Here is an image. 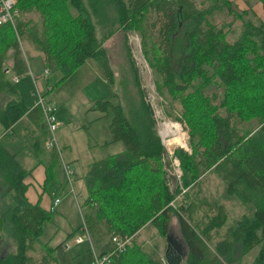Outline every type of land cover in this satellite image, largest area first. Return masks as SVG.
Here are the masks:
<instances>
[{"label":"trees","instance_id":"obj_1","mask_svg":"<svg viewBox=\"0 0 264 264\" xmlns=\"http://www.w3.org/2000/svg\"><path fill=\"white\" fill-rule=\"evenodd\" d=\"M213 1H222L231 11L229 0ZM257 2L264 11V0ZM87 4L90 11L84 0H17L20 14L39 12L40 26L19 17L14 27L9 23L0 25V94L12 97L0 107V180L9 197V203L0 210V241L6 228L15 244L13 252L0 255V264H57V248L47 244H41L39 260L29 254L36 249L43 225L52 219L53 211L27 199L25 179L31 170L17 157L25 146L9 141L24 125V118L32 115L37 118L40 133L35 138L38 148L47 136L20 41L26 37L44 54L54 85L89 59L97 60L112 80L106 51L96 37L90 14L103 22L110 10L114 12L113 24L125 31L143 32L150 10L163 18L158 42L148 47L143 41V54L158 76L159 93L165 88L181 104V117L176 121L186 125L191 151H174L182 171L177 180L168 172L171 160L155 129L136 72L133 75L139 102L129 116L121 105L98 101L95 109L107 112L111 106L114 110L109 125L111 142H122L124 150L92 162L85 176L87 197L79 199L78 204L91 241L104 242L99 254H105L113 248V235H136L147 225L166 237L174 215L186 246L187 264H264V19L258 24L244 21L240 36L231 43L222 28L210 23L208 9H198L192 0H87ZM177 41H182L185 48L175 68L172 52ZM6 70L18 76V81L9 79ZM213 86L222 89L219 103L214 101L216 93H208ZM253 120L257 121L253 129L241 131L239 124ZM49 151L47 182L61 169L56 150ZM209 171L224 182L227 199L235 198L251 211L250 217L238 220L213 247L212 232L227 220L225 208L217 205L206 223L195 222L198 205L190 199V191ZM182 188L189 192L182 194ZM180 194L183 202L173 205ZM78 232L82 234L79 228L69 237L75 239ZM257 247L255 259L242 263L241 256ZM112 264L165 263L157 254L133 243L114 257Z\"/></svg>","mask_w":264,"mask_h":264},{"label":"rangeland","instance_id":"obj_2","mask_svg":"<svg viewBox=\"0 0 264 264\" xmlns=\"http://www.w3.org/2000/svg\"><path fill=\"white\" fill-rule=\"evenodd\" d=\"M229 1L231 2V11L222 1L216 3L213 0H192L198 9H208V20L210 23L216 28H222L226 33V40L232 43L240 36L244 21L250 20L254 24H258L261 18L259 16V9H255L256 0ZM84 2L87 9L90 11L87 0H84ZM90 14L95 25L96 37L106 51L108 65L112 72V80L107 78L104 69H102L101 64L97 60L89 59L66 80L61 82L52 91L48 92L46 97L57 108V117L60 119L58 120L60 121L61 127L58 128L56 136L60 151L62 152L61 156L68 165L70 171L69 181L62 167V162L58 153L56 152L61 169L56 173L54 179L49 181L51 183H49V186L54 182H59V178H61L63 182L61 189L64 191L61 196L65 197L64 194L67 195L68 192L70 193L71 186L76 191L79 175L85 173L84 171L87 170L88 165L94 159H99L106 154V156L111 155L124 148L122 142H111L109 147L97 148L94 151L91 150L90 147L95 143L103 144L106 140H112L109 125L114 117V110L111 106L107 112L105 111L103 113L98 109L99 112L96 111L92 113L88 111V109L96 100L104 99L108 100L112 105H121L124 114L129 116L128 113H130V111L132 112L136 107L135 103L139 102L138 89L134 85V72H136L139 77V82L144 94L143 98L151 108L152 116L155 121V129L165 147L168 159L171 160L168 172L179 180L182 171L179 161L174 157V151L177 148H183L188 152L191 151L187 127L184 123L176 121V118L181 117L182 107L179 100L173 99L165 88H163L162 94L159 93L157 89L158 76L147 62L142 47L143 41L148 44V47L152 42H158L159 28L163 22V18L156 12L150 10L143 23V32H141L140 30L125 31L123 28H120L118 24H113L114 12L112 10L107 13L103 22L97 19L92 12H90ZM19 18L25 22H31L38 26L41 24L40 14L36 11L20 14ZM181 37L180 35L178 38ZM21 43H23V39L20 41V45ZM184 48L185 46L182 41H177L173 46L172 60L175 68H178L180 64ZM21 49H24V47L22 46ZM208 93H216L217 98L214 101L215 103H219L222 89L213 86L209 88ZM86 111L87 117L85 121H92V125L87 132L82 128V125L87 122L84 121V114H86ZM220 113L225 115V110L220 109ZM102 115V119H95ZM166 122L181 128L183 134L182 142H165L160 133L162 124ZM256 124L257 121L253 120L250 123L239 124V128L241 131L244 129H253ZM65 133L72 135L74 138V150L76 152L75 155H77V158L75 157L77 159L76 161H71L72 159L69 158V153L66 154L65 148L61 144L60 136ZM54 173V170H52L51 175ZM6 189V185L0 180L1 211L4 210L7 203H9ZM185 192H189L188 188H182V194ZM70 194L74 197L72 193ZM70 194H68L67 197H69ZM182 194L176 198L173 205L178 206L183 202ZM79 199L81 200L80 197ZM190 199L195 201L198 205V209L193 216L195 222L206 223L208 218L215 214L217 205H223L225 208L227 216L226 223L219 230H214L212 232L211 247L226 237L229 228L238 220L244 216L250 217L251 215L248 206H245L235 198H226L225 184L219 175L213 171H209L202 175L199 185L190 191ZM66 205L67 202L65 199V201L58 206L55 216L58 214V211H61ZM79 211L78 200L74 199L73 204L67 205L62 213V215L68 217L66 221H61L60 217L62 216L58 214L59 219L55 222L45 223L43 225L44 232L39 238V243L35 245L36 249L29 252V254L34 259L39 260L42 253L41 244H47L49 247L58 245V243L60 245L61 237L64 233L63 228L66 230H68V226L76 228L78 223L81 222ZM169 232L175 243L179 246V255L181 256L179 264H187L186 246L181 237L178 220L174 215L171 216L170 219ZM78 233L80 234V232ZM2 237V241H0V255L13 252L15 244L12 238H9L6 228L3 230ZM68 241L69 248H64L65 244H63L56 249L55 255L57 264H90L92 253L89 244L85 243L80 246L75 243L74 238ZM133 243L141 246L146 252L157 254L161 262L167 264L165 260V252L168 245L167 241L165 237L159 235L152 225H148L144 230L139 232L138 235H135ZM83 247L85 248L84 250H82ZM258 250L259 247L255 248L247 255L241 256L242 263L252 262ZM238 256H240V253H238Z\"/></svg>","mask_w":264,"mask_h":264},{"label":"crops","instance_id":"obj_3","mask_svg":"<svg viewBox=\"0 0 264 264\" xmlns=\"http://www.w3.org/2000/svg\"><path fill=\"white\" fill-rule=\"evenodd\" d=\"M256 8L259 9L260 18L264 19V11H263L260 3L257 2V0H256V3H255V9ZM21 45L24 47V49H22V52H23V55H24L25 60L27 62L29 74L31 75L33 81L35 83L37 82L38 86L41 88V90H43L44 93H46V96H47L48 92L52 91L58 85H54L53 78H52L51 74H49V76L47 78L44 77V70L48 69V67H47V65L45 63L44 54L41 51L37 50L34 47L33 43L30 40H28L26 37H24L23 43H21ZM6 72H8V70H6ZM12 76H13V74L11 73V71L8 72L7 77L9 79H11ZM11 98L12 97L9 96L8 94L1 93L0 94V107H4L5 104ZM102 100H104V99L96 100L95 102L102 101ZM95 102H94V104H92L91 107H89L88 111H90L92 113L93 112L95 113L96 111H98L97 109H95V105H96ZM99 111H101L102 113L104 112L102 110H99ZM84 117H85L84 118V121H85V119L87 117V111H86V114H84ZM101 117H103V115L102 116H98L95 119L98 120ZM58 119H59V117H58ZM91 122L92 121H87L85 124L82 125V128L86 132L88 131V129L92 125ZM23 123H24V125L20 128V130H18V132H15L14 134H12L10 136L11 139L9 141L12 142L13 144L20 142L21 145L25 146V151L21 152L20 155H18L17 157L22 161V164H23V166L26 169H30L31 170L30 174L27 175V177L25 179V182L28 184V188H27V191H26L27 199L31 203H38L45 210H48V209L51 208V206L53 204V201L56 198L60 199V203L58 204V206L61 205L63 203V201H65V199H66L67 205L73 204L74 199L79 200V197L81 198V200H84L87 197L86 186H85V176H86V174H87V172L89 170V166H90V164L92 162L106 157L107 154L104 155L103 157H100L99 159L98 158L94 159L88 165L87 170L84 171L85 173H82L81 175H79V177L77 179L78 185H77L76 191H75V189L73 187H72L73 191L72 192L70 191V193H72L74 197H72V195L69 192H68V194H70L69 197H67L68 194L67 195L64 194L65 197H62L61 196L62 192H64L61 189L62 183H63L62 179L59 178V182H54L51 186H49L50 182L49 181L47 182V176H49L48 175L49 173H47L46 168L51 163V154H52V152L47 150V149H45L44 145H41L40 148H38V146H36L37 142L35 141V138L38 135H40L39 129L37 127V118H36V116L32 115V118H30V119L29 118H24ZM60 127H61V125H60ZM2 134H3V129H2V126L0 124V136ZM60 137H61V139H60L61 140V144L65 148L66 154L69 153V158L72 159L71 161H76L77 160L76 159L77 155H75L76 152L74 150V138L72 137V135H70L68 133L61 134ZM110 143H111V140L110 141L106 140L103 144L95 143L90 148H91L92 151H94L97 148L109 147ZM123 150H124V148L120 149L119 151L114 152V153H118V152H121ZM114 153H112V154H114ZM61 154H62V152H61ZM101 154H104V153H101ZM58 206L53 211V217H52V219L50 221H48V223L55 222L57 219H59L58 214L60 216H62V217H60L61 221L64 222V221H66L68 219V217H66L65 215H62V213L65 210L66 206H64L61 211H58V214L55 216V213H57L56 211H57ZM79 212H80L79 216H80V219H81L80 221L82 222L81 210ZM81 222L78 223V226L76 228H73V227H70V226H68V230L63 228V232H64L63 236L64 235L65 236L61 237L60 245L58 243V245H55L52 248H59V246H61L63 244H65L64 248H66V249L69 248V245H68L69 241L68 240L73 238L72 236L69 237V235H71L73 232H75L77 229L80 228ZM45 223H47V222H45ZM147 226H145V227H147ZM69 228L71 229V231H70ZM144 228L139 230V232L144 230ZM43 232H44V227H43ZM43 232H42V234H43ZM138 233L136 235H138ZM76 234H78V233H76ZM103 243L104 242H102V241H96V243H95L94 240L92 239L93 248L95 247L96 249L94 248V250L97 251L98 253L101 252L102 250H104L103 249L104 248ZM84 249L85 248L83 247L82 250H84Z\"/></svg>","mask_w":264,"mask_h":264},{"label":"built area","instance_id":"obj_4","mask_svg":"<svg viewBox=\"0 0 264 264\" xmlns=\"http://www.w3.org/2000/svg\"><path fill=\"white\" fill-rule=\"evenodd\" d=\"M19 10L16 7V0H0V25L9 23L12 27L15 26V21L19 17ZM49 76V70H44V77ZM18 76H12L11 80L16 82L18 81ZM34 82V81H33ZM35 86V94L37 97L36 105L40 107L43 115L44 122L47 127V136L44 141V147L47 150H56L58 153V156L62 162V167L66 173L67 178L70 181V171L68 168V165L65 163L61 156L60 147L58 145L56 132L58 128L60 127V121L57 117V108L55 105L46 97V94L41 90V88L38 86L37 82H34ZM73 191V188L71 186V192ZM60 203V199L56 198L53 201V204L50 208L51 211H54L55 208ZM80 210V207H79ZM81 233L75 238V243L80 245L82 243L87 242L90 246V250L92 253V258L90 264H112L114 257H118L122 253H124L128 248H130L133 244V239L135 235L128 236L125 235L123 237L120 236H112L111 242L113 244V248L105 254H99L97 251L94 250L92 241L90 238V235L84 225V222L82 220L81 222Z\"/></svg>","mask_w":264,"mask_h":264},{"label":"bare ground","instance_id":"obj_5","mask_svg":"<svg viewBox=\"0 0 264 264\" xmlns=\"http://www.w3.org/2000/svg\"><path fill=\"white\" fill-rule=\"evenodd\" d=\"M160 134L164 138L165 142L170 141L180 143L183 140L181 128L168 122L162 124Z\"/></svg>","mask_w":264,"mask_h":264},{"label":"water","instance_id":"obj_6","mask_svg":"<svg viewBox=\"0 0 264 264\" xmlns=\"http://www.w3.org/2000/svg\"><path fill=\"white\" fill-rule=\"evenodd\" d=\"M167 241V248L165 252V260L167 264H179L181 261V256L179 255V246L174 242L171 234H167L165 237ZM175 249L176 252H173Z\"/></svg>","mask_w":264,"mask_h":264},{"label":"flooded vegetation","instance_id":"obj_7","mask_svg":"<svg viewBox=\"0 0 264 264\" xmlns=\"http://www.w3.org/2000/svg\"><path fill=\"white\" fill-rule=\"evenodd\" d=\"M174 242H175V241H174ZM171 250H173V252H176L175 249H171Z\"/></svg>","mask_w":264,"mask_h":264}]
</instances>
